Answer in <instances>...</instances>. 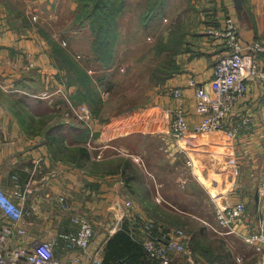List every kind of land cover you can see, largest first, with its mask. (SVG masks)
I'll return each instance as SVG.
<instances>
[{"label": "crops", "instance_id": "1", "mask_svg": "<svg viewBox=\"0 0 264 264\" xmlns=\"http://www.w3.org/2000/svg\"><path fill=\"white\" fill-rule=\"evenodd\" d=\"M42 1L44 3L41 4L49 10V18L52 20L50 24L66 22L69 25L72 22L69 17L75 16L77 0ZM146 1L127 0L126 9L140 5V15ZM197 1L193 0V3L197 4ZM18 3L19 0H0V227L17 222L34 236L45 238L54 236L61 229L72 227L73 216L82 215L96 223L92 248L98 246L104 249L109 235H112V225L130 212L125 206L126 200H133L134 213L140 219H153L151 211L154 206L162 210L159 198H155L157 203L150 192H143L144 189L149 190V181L152 182V190L155 187L161 190L163 183L156 178L155 173H160L168 164L178 169L188 166L191 171L187 170V173L202 180L195 172V166L199 164L206 179L210 173L216 176L217 186L227 189V196L233 203L245 201L248 213L239 225V232L219 231L223 235V243L219 246L222 249L212 246L209 239L212 233L206 231L204 225V231L190 235L191 247L188 252H194L199 260L207 259L206 264L213 261L221 264H264V243L254 244L244 238L245 234L258 229L264 212V198L259 197V185L264 179V103L261 101L260 85L253 81L248 93L229 114L230 127L242 123L246 117L250 118V122L241 128L235 138L223 133L205 135L207 138L190 133L184 139H176L171 131L170 116L179 101L167 93V88L182 87L187 117L191 123L199 121L202 116L197 108L195 88L189 86L188 81L195 78L201 83L213 76L219 47L211 41L208 29L215 21L216 26L224 25L226 17L230 15L241 27L245 41L264 38V0H244L241 11L235 7L233 0H213L207 12L216 11V19L211 20L212 23L198 24L201 28L191 38L196 47L195 52L188 51L181 56L182 67L166 79L154 103L141 114H119L111 116L107 121L97 117L93 120L91 137L85 145L89 146L93 141L98 145L95 154L90 151L91 159L98 163L95 171L72 162L55 160L46 131L30 127V114L36 117L45 114L49 117L56 111L61 113V118L57 120L52 117L48 120L50 125L56 124V120L62 125L71 122L87 125V122L73 113L70 97L76 87H67L60 82L59 74H65V71L55 65L47 37L46 41L35 29V21L30 14L33 13L30 9L32 6L28 7L27 4L21 8ZM71 45L75 48L72 41ZM45 92L47 96H44ZM59 96L69 97V107H66L70 110L57 103ZM136 126L142 129L138 130ZM135 132H140L143 140L148 143L142 155L131 152L129 141L118 142L120 137L131 138L129 136ZM74 134L68 131L65 135L68 146L76 144ZM120 153L130 155L133 161L143 160V186L137 192L128 185L122 170L113 166L114 159ZM190 156L194 159V167L188 164ZM220 162L224 163L223 170L219 169ZM236 165L239 168L237 176L233 173ZM178 175L176 183L179 186L188 185L193 189L189 176L184 178L182 174ZM16 183L29 193L24 200L13 199L14 204H19L24 211L19 219L15 209L12 213H5L10 204L9 193L14 191ZM60 193L68 196L72 209L64 210L60 207L57 201ZM194 193L196 195V191ZM202 220L210 224L207 219ZM17 238L15 235L12 246L20 244ZM176 255L173 264H183L179 258L176 259ZM186 261L193 264L192 259Z\"/></svg>", "mask_w": 264, "mask_h": 264}, {"label": "rangeland", "instance_id": "2", "mask_svg": "<svg viewBox=\"0 0 264 264\" xmlns=\"http://www.w3.org/2000/svg\"><path fill=\"white\" fill-rule=\"evenodd\" d=\"M212 1L213 0H199L200 3L197 1V4H199L197 9V4H194L193 0H167L166 8L161 13V16L153 18L147 25H143L141 22L138 13L140 5L134 6L132 3L133 6L129 10L126 9L121 16L120 29L122 36L120 44L118 45L116 65L114 68H108L106 70L100 69L101 63L99 61L95 62L96 56L91 48L93 36L88 22H85V24L80 23V20L72 15L69 17L72 21L69 25L66 22L59 25L57 23L50 24L49 21L52 20L49 18V10L45 5L43 6L41 4L44 3L42 0H30L29 3H27L26 0H19L18 5L21 8L27 4L28 7L32 6L30 9L33 13L30 14L35 21V29L44 38L46 37L44 32H49L51 35H55L60 41L68 42L69 47L72 41L75 48L79 49L72 50L73 56L77 61H80L86 66L87 71L96 83L100 82V74H105V72L110 73L108 79L104 78L105 81L108 80V82L104 83L101 87L103 91L107 92L106 99H104L105 101L102 105L103 111L101 118L98 117V114L95 113L87 102H84L89 105L92 112L94 111V120L96 117L102 120L105 119L106 116L109 120L111 116L119 114H123L124 116H132L136 113L141 114L150 104L154 103L166 79L171 77L173 73L177 72L182 67L181 56L188 51L192 53L195 52L196 47L191 38L197 35L199 27L201 28L200 25L198 27V24L202 22L212 23L211 20L215 19L214 16L217 17L216 11H214V13L213 10L207 12ZM45 40L47 41L46 38ZM176 45H180L178 52L175 51ZM93 59H95L94 62ZM161 60L164 62L166 61V64L164 63L162 68L158 65ZM169 66H171V68H168ZM157 70H160V72ZM164 75L165 79L163 81L160 80ZM158 77L159 79H156ZM103 116L105 118H103ZM168 119L167 116V120ZM140 120L142 121V119ZM170 120H172V116H170ZM87 125L89 126L90 124L87 123ZM91 125H93V122H91ZM136 128L138 130L142 129L138 126H136ZM191 134L195 136H207L197 133ZM129 137L131 138H126L125 136L120 137L118 142L122 143L129 141L131 152L142 155L141 153L148 145L147 141L143 140L140 132L132 133ZM96 146L98 145L93 141L91 145L87 147L90 149L91 153L95 154L98 151ZM127 157L130 158V155L120 153V155L114 159V162L117 159L119 162L124 161ZM134 161L135 167L139 171V176L136 178L139 181L136 182L135 180L134 182L137 184L136 187L140 188L143 186L140 180H144L143 171L145 166H142V159L140 161L135 159ZM137 163H140V166ZM223 166L224 163L220 162L219 169L223 170ZM187 170L191 171L188 166L178 169L168 164L160 173H155L156 178L163 183L161 190H158L157 187L152 190V182L149 181V185L147 183L149 190L144 189L143 192L148 191L154 199L159 198L161 200L160 203H162L161 207L162 210H164L163 212L172 218L167 229L174 230L182 228L186 230L189 235H192L194 232L204 231L201 228L205 229L204 225H206V231L212 233V236L209 237L212 241V246L222 249V247L219 246L223 243V235L220 234L219 231L224 229V227L219 224L216 204L213 198L215 191H226V189L224 190L220 186H217L218 179L215 178L216 176H212L213 174L211 173L208 175L209 180L202 176L203 173L202 175L196 173V175L202 179L200 180L188 174ZM178 174H182L184 178L189 176L188 178L189 181H191L193 189L188 185H185V187L184 185H182V187L179 186L176 183V178L179 177ZM209 176L212 178H209ZM179 184H182V182H179ZM194 191H196V195ZM229 199L231 200V198ZM154 201L156 202L157 200L155 199ZM224 201L226 202V198ZM170 202L174 206H172ZM157 203L159 202L157 201ZM202 219H207L210 224H205ZM95 224L96 223H94V226ZM100 224L105 225V223ZM190 247L191 244L188 243L187 249L178 253L176 259L179 258V261L183 264H190V262L186 260L191 259L193 260V264H206L208 261L207 259L199 260L194 255V252H188ZM217 262L218 261H213L209 264H221Z\"/></svg>", "mask_w": 264, "mask_h": 264}, {"label": "built area", "instance_id": "3", "mask_svg": "<svg viewBox=\"0 0 264 264\" xmlns=\"http://www.w3.org/2000/svg\"><path fill=\"white\" fill-rule=\"evenodd\" d=\"M208 31L211 41L219 47V57L214 65L213 76L201 83L195 78L188 81L189 86L195 88L201 119L195 123L189 121L182 87L167 88V93L179 101L172 111L171 120L172 134L178 140L186 138L190 133L207 136L223 133L235 138L241 128L250 122V118L246 117L242 123L230 127L229 114L238 101L248 93L253 81L260 85L261 101L264 103V38L245 41L241 27L230 15L226 17L224 25L216 26L215 21ZM67 43L64 41V45ZM47 95L45 92L44 96ZM102 96L106 99L107 92L102 91ZM72 110L76 117L90 124V127L93 126L91 122L95 116L87 103L72 104ZM188 164L191 167L195 166L191 156ZM233 173L235 176L239 174L237 165L234 166ZM227 193V189L215 191L213 200L216 204L217 218L224 230L237 233L240 231L239 225L248 213V207L245 201L233 203ZM28 194L16 183L14 191L9 193L10 204L5 213H12L15 209L18 212L17 218L22 217L23 208L19 204H14L13 199L24 200ZM259 197L264 198V179L259 185ZM57 201L62 209H72L66 194L57 195ZM125 206L130 212L121 216L117 223L112 225L110 234L120 228L123 219H134L136 216L132 199L126 200ZM139 220L141 228L137 235L149 254L157 260V264H173L175 255L187 249L190 235L186 230L182 228L168 230L159 237L155 232L156 223L153 219L143 217ZM72 221L74 223L72 227L61 229L54 236L45 238L34 236L24 225L17 222L5 224L4 227H0V264H101L103 247L92 248L96 231L93 221L82 215H74ZM15 235L20 239V244L12 246L11 242ZM244 238L250 243H264V212L258 229L245 234ZM258 247L262 248L261 245Z\"/></svg>", "mask_w": 264, "mask_h": 264}, {"label": "trees", "instance_id": "4", "mask_svg": "<svg viewBox=\"0 0 264 264\" xmlns=\"http://www.w3.org/2000/svg\"><path fill=\"white\" fill-rule=\"evenodd\" d=\"M77 2L78 7L75 12V17L80 20V23H89L93 36L91 48L96 56V60L93 59V62L94 60L95 62L99 61L101 63L100 69L103 70L114 68L117 62L118 45L120 44L122 36L120 21L122 14L127 8V0H77ZM166 5L167 0H147L140 14L143 25H147L153 18L161 16ZM44 34L51 45V55L55 65L61 71H65V74H59L60 82L67 87H76V91L70 97L71 103L78 105L87 102L95 113L98 114V117L101 118L103 111L102 105L105 101L102 96L103 89L101 87L104 83L108 82L104 78L108 79L110 73L105 72V74H100V82L96 83L87 71L86 66L80 61H77L73 56L72 50L75 49L73 45L70 47L69 45H64L62 41L49 32H44ZM179 46H175L176 52L179 51ZM164 63L166 64V61L161 60L158 65L162 68ZM168 68H171V66ZM157 71L160 72V70ZM156 79H159V77ZM164 79L165 75L160 80L163 81ZM68 99L59 96L57 97V103H61L66 109L70 110L71 108L66 107V105L68 106ZM60 114L59 111H56V113L51 114L49 117L45 116V114L39 117H36L35 114H30L29 117L32 119L29 122L30 127L32 126L31 128L33 129L38 128L46 131L48 145L53 155L52 157L55 160L72 162L90 171L97 170L98 163L91 160L90 150L85 145V142L91 137L90 127L86 124L75 122L62 125L63 123L57 121L61 118ZM52 117L57 119L54 125L48 123V120ZM103 118L105 117L103 116ZM35 119L37 120L35 121ZM107 120V116L105 119H102V121ZM68 131L75 132L74 137L75 142H77L73 146H68L65 142V135ZM115 165L122 170L126 182H128L131 189L137 192L139 188H136L134 181H139L136 179L139 176V171L135 167L134 161L128 157L120 162L117 159L115 162L113 161V166ZM140 194L143 195L142 192ZM151 213L156 223L155 232L161 237L168 231L167 225L169 226L172 218L160 210L159 206H154ZM139 219L140 217H137V215L134 219L125 218L120 228L109 236L103 249L101 264H157V260L149 254L145 245L137 235L141 228ZM165 224L166 226H164ZM201 229L203 230V228ZM207 253L208 250L205 254Z\"/></svg>", "mask_w": 264, "mask_h": 264}, {"label": "water", "instance_id": "5", "mask_svg": "<svg viewBox=\"0 0 264 264\" xmlns=\"http://www.w3.org/2000/svg\"><path fill=\"white\" fill-rule=\"evenodd\" d=\"M235 7L241 11L244 8V0H233Z\"/></svg>", "mask_w": 264, "mask_h": 264}, {"label": "bare ground", "instance_id": "6", "mask_svg": "<svg viewBox=\"0 0 264 264\" xmlns=\"http://www.w3.org/2000/svg\"><path fill=\"white\" fill-rule=\"evenodd\" d=\"M196 163H197V161H196ZM201 165H202V164H201ZM195 172L198 173V174H200V175H202L203 171H202V169L200 168V165H199V164H197V165L195 166ZM202 176H203V175H202Z\"/></svg>", "mask_w": 264, "mask_h": 264}]
</instances>
